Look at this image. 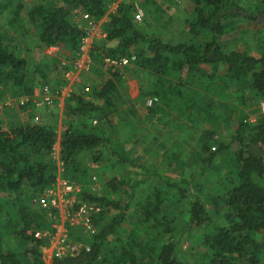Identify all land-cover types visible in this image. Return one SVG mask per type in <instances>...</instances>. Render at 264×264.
<instances>
[{
	"label": "trees",
	"instance_id": "1",
	"mask_svg": "<svg viewBox=\"0 0 264 264\" xmlns=\"http://www.w3.org/2000/svg\"><path fill=\"white\" fill-rule=\"evenodd\" d=\"M59 1L29 7L22 0L6 3L12 8L8 23L22 19L44 47H58L70 59L79 52L84 35L71 18L80 8L95 20L107 14L105 40L114 44L95 42L90 48L101 81L87 91L85 85L71 90L66 97L59 142L61 176L81 186L73 208L93 204L98 209L91 216L96 231L83 233L87 236L77 251L55 255L52 264H264V0H186L188 31L196 37L202 30L208 33L197 43L151 36L144 31L151 25L147 15L137 26L134 5L124 1ZM153 2L144 0L141 7L146 11ZM154 19L159 22L157 14ZM239 21L254 27L253 43L223 50L220 36ZM3 35L0 30V97L7 91L24 95L29 99L23 108H29L36 81L45 75L16 55ZM122 58L128 65L121 66ZM125 72L132 78H150L147 85H139L137 96L142 106L147 97L153 100L145 117L169 127L168 136L175 126L187 129L180 144L194 143L192 155L202 153L201 167L189 163L188 176L143 165L137 173L131 170L135 163L130 156L120 157L124 148L115 141L120 101H129L124 114L132 113L134 106L124 100L129 88ZM222 101H235L249 113L241 109L242 117L230 122V110L237 104L220 114L216 111ZM134 122L129 125L135 129L139 125ZM55 142L53 124L0 121V264H43L39 247L46 239L34 232L54 230L39 198L56 180L58 167L51 155ZM170 158L182 162L173 154ZM138 174H143L140 179ZM203 174H212L211 191L202 188L198 178ZM96 180L97 190L88 185ZM146 182L150 184L140 197L135 196L134 189ZM27 193L38 209L28 208ZM168 204L179 205V211H169ZM177 213L187 217L188 230L197 232L202 250L197 260L177 257ZM211 213L222 223H215ZM74 231L69 238L77 236Z\"/></svg>",
	"mask_w": 264,
	"mask_h": 264
},
{
	"label": "rangeland",
	"instance_id": "2",
	"mask_svg": "<svg viewBox=\"0 0 264 264\" xmlns=\"http://www.w3.org/2000/svg\"><path fill=\"white\" fill-rule=\"evenodd\" d=\"M22 1L25 7H29L30 5L39 2L52 3L56 5L60 2L59 0ZM118 1H124L134 5L136 10L135 21L137 26L140 25V22H142L145 15H147L146 18L151 25L148 27V31H144L147 33L149 32L153 37H158L160 40L177 43L191 38L193 42L197 43L200 41V37L205 39L208 35L206 31L202 30L200 32L201 36L196 37L188 31L185 19L189 15V7L186 0H153L154 5L146 8V11L143 7H141L144 0ZM13 2L14 0H0V10L2 8L1 4L4 6V11L0 12V30L4 33L3 37L8 45L11 43L13 51L16 55L25 58L31 68H34V66L39 67L45 76L36 81L34 93L27 104L29 108L26 106L23 108V103H25L26 99H29L28 97L20 94H12L11 91L5 92L0 97V121L3 124H6L8 121L16 122L17 120L27 121L32 119L37 123H49L54 125L56 130V142L52 148L51 155L58 167L56 180L52 184L55 186L62 180L71 181L70 179L63 178L61 176L62 166L59 160V142L64 121L63 107L65 99L71 90H76L82 85H85L84 90L87 91V86H96L99 84L101 81V77L98 74L99 68L91 61V57L89 55L90 48L95 42H104L109 46L113 45L114 42L105 40L106 33L103 30L102 25L107 19V14L100 20H96L97 26L88 31L86 22L80 18V8H77L72 11L71 18H73V21L77 26L83 27L84 35L82 37V45L79 52L75 56H70V59H65V57H69V55H65V51L62 49L53 46L44 47L38 41L36 31L30 24H26L25 21H22V19L19 18L13 23H8L11 15L7 13L10 7L6 3L12 4ZM246 2L247 1L243 0V3L246 4ZM251 3L252 2H250V5ZM115 6L116 2L112 4L109 12L112 11ZM10 13H12V8L10 9ZM156 14L159 22H156L154 19ZM234 25H237L234 30L226 32L220 36V42L223 50H229L235 47H239L241 49L253 43L252 28L254 27L252 25L244 21H239ZM103 32L105 35L102 34ZM125 76L127 78V83H129V88L127 96H124V100H132L131 103L134 104V106L132 107V113L124 114L125 109L130 107L128 106L129 101L126 103H124V101H120L119 111L122 112V114L121 120L118 122L119 137H115V141L120 143L124 148V151L120 153V157L130 156L135 163L134 167H131V170L137 173L142 172V169L139 166L143 165L153 171L169 173L176 177L178 175L188 176L189 163L191 165H195L196 168L201 167V161L199 158H201L202 153L192 155L194 143L190 141L189 145L184 147L180 144V135L186 132L187 129H180L175 126L174 130H171V135L168 136V134H170L169 127L162 123L158 124L156 118L150 121L149 119L147 120V117H145L147 114L146 107L148 106L147 100L150 97L145 99V103L142 106L138 103L139 100L137 96L139 92V85H147L150 82V78L147 77L148 81H145V79L138 76H136V78H132L130 76L133 75L131 73L129 75L127 72H125ZM232 103L237 104V108L230 110V122L236 123L237 120L242 117L241 109L246 113H249L248 108H245L244 110L235 101H222L217 106L218 109L216 112L221 114V111H223L225 114V110L229 107V104ZM157 116H159L158 119L160 117L163 118L161 115ZM253 117L254 115L252 114L250 119H253ZM141 120H147V122H141ZM138 121H140V123ZM129 122H134V124H138L139 126L134 129L132 125H129ZM230 131H232V129ZM171 154H173L174 158L177 157L178 159H181L182 162L180 163L171 159ZM116 159L117 157L113 155L112 160ZM205 174H203L202 178L198 179L200 180L203 189L211 191V181L213 180L212 174H207L206 176ZM113 175L119 176L116 173ZM142 175L143 174H138L137 177L140 179ZM74 184L77 188L73 187L71 190H62L59 192L61 195V201L65 200V202L68 203L67 208L64 209V205L61 203V206L58 205V207L55 208V212L51 211V213L47 212L45 214L47 219L51 221V228H54V230L46 229L42 230L41 233V235L46 239L45 244L39 247L43 264H52L53 257L57 255L59 247H80L83 243L80 239L89 234L84 226V223H81L80 221L78 224H72L68 219L69 213L71 214L72 212L75 213L78 211L73 208V205L81 186L80 184ZM149 184L150 182L141 183L138 187H136L134 189L136 194L135 196L140 197L141 190ZM88 185L97 190L100 186V182L99 180H96V182H92ZM28 194L29 193H27V195ZM33 198L34 197L29 194L25 199V202L30 210L38 209L36 201ZM1 202L2 201H0V203ZM171 207L172 204H168L166 209L170 211ZM177 211H179V205L172 207L171 212L176 213ZM94 214L96 213L94 212L90 216H93ZM175 215L176 227L178 228H176L175 234L180 236L177 257L188 261L199 259V255L202 250L199 247L197 240V232L186 228V216L183 217L179 213ZM211 215L215 223H222L223 220L219 216L214 215V213H211ZM93 227L96 231V227ZM181 227H184V229H181ZM179 229L182 232H179ZM73 230H75L74 232L76 233L74 234L77 236L71 239L69 236ZM83 233L87 235H84ZM121 234V237H125V234Z\"/></svg>",
	"mask_w": 264,
	"mask_h": 264
},
{
	"label": "built area",
	"instance_id": "3",
	"mask_svg": "<svg viewBox=\"0 0 264 264\" xmlns=\"http://www.w3.org/2000/svg\"><path fill=\"white\" fill-rule=\"evenodd\" d=\"M80 18L82 20H84L86 22V27L88 29V31L94 27L97 26V21L93 18H91L88 14L80 12ZM103 35H105V33H102ZM110 62L112 63H116V61L111 60ZM121 62V66H126V64L129 63V61L127 59H120ZM152 99L149 98L147 100V104H151L152 103ZM262 111H264V103H262ZM73 187L77 188L76 185L71 182V181H67V180H62L60 183L58 182L57 185H52L50 186L48 189H46L40 196L39 198V205L44 208L47 212L51 213V209H55L56 207L61 206L63 203V208L66 209L68 206V203L65 202V200L61 201L60 199V194L59 192L62 190H71ZM79 208L76 209L78 210L77 212H72L71 214H68V219L70 221V223L74 224H78L80 223H84V226L87 230L88 233H94L95 232V228L93 227V223L91 221V214L96 212L98 209L95 208L94 205H90V204H82L80 206H78ZM50 210V211H49ZM41 233L42 231H36L34 232V236L36 238H41ZM78 248L71 247V248H65V247H59L58 256H63V255H69V254H74L77 251Z\"/></svg>",
	"mask_w": 264,
	"mask_h": 264
},
{
	"label": "clouds",
	"instance_id": "4",
	"mask_svg": "<svg viewBox=\"0 0 264 264\" xmlns=\"http://www.w3.org/2000/svg\"><path fill=\"white\" fill-rule=\"evenodd\" d=\"M262 103H264V101H263V102H262V101L260 102L261 107H262ZM91 234H92V233H91Z\"/></svg>",
	"mask_w": 264,
	"mask_h": 264
}]
</instances>
